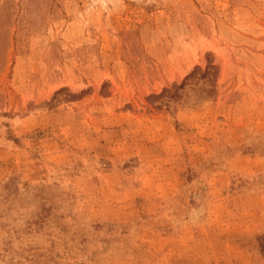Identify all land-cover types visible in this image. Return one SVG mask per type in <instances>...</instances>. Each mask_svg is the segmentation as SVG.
Segmentation results:
<instances>
[{"label": "rangeland", "instance_id": "374dc122", "mask_svg": "<svg viewBox=\"0 0 264 264\" xmlns=\"http://www.w3.org/2000/svg\"><path fill=\"white\" fill-rule=\"evenodd\" d=\"M0 264H264V0H0Z\"/></svg>", "mask_w": 264, "mask_h": 264}]
</instances>
